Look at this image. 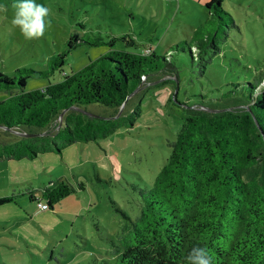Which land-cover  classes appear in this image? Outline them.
I'll return each instance as SVG.
<instances>
[{
	"label": "rangeland",
	"instance_id": "374dc122",
	"mask_svg": "<svg viewBox=\"0 0 264 264\" xmlns=\"http://www.w3.org/2000/svg\"><path fill=\"white\" fill-rule=\"evenodd\" d=\"M208 1L34 0L49 11L43 17V35L29 39L12 23L17 0H0V69L10 75L20 67L45 69L52 55L68 48L74 32L83 37L102 35L105 40L128 34L136 45L119 39L114 48L139 51L150 44L163 54L173 44H186L205 21L202 36L209 33L216 46L203 45L205 51L194 52V58L182 50L173 53L180 76L177 99L191 105L232 104L234 98L245 101L249 83L261 76L255 70L264 68V0H223L224 11L218 15L211 14ZM108 49L107 44L82 42L67 53L63 68L78 70ZM60 78L59 69L49 76H31L24 89ZM156 85L146 84L144 91L134 94L125 108L126 123L100 138L96 150L94 143L79 142L29 159L0 158V196H15L0 204V264H92L115 258L113 241L120 244L125 223H130L120 210L133 219L139 215L140 190L153 186L184 122V105L164 103ZM170 85L172 96L177 84ZM139 98L143 99L141 114L131 122ZM84 107L100 116L108 115L111 108L101 103ZM53 127L47 129L51 134ZM39 131L34 128L30 133ZM21 135L26 132L0 127V145ZM260 172L258 165L245 177ZM59 177L68 178L75 190L54 209L42 208L30 198L33 192L42 199L44 187ZM79 181L85 188L79 187Z\"/></svg>",
	"mask_w": 264,
	"mask_h": 264
},
{
	"label": "trees",
	"instance_id": "16d2710c",
	"mask_svg": "<svg viewBox=\"0 0 264 264\" xmlns=\"http://www.w3.org/2000/svg\"><path fill=\"white\" fill-rule=\"evenodd\" d=\"M222 2L210 0L206 6L212 15H218L224 11ZM204 22L186 44H173L163 54L151 45L139 51L114 48L119 39L136 45L128 34L105 40L102 35L83 37L74 32L68 48L52 55L47 68L20 67L13 75L0 69V94L6 93L0 96V127L26 132L13 142L1 144L0 157H33L78 140L94 141L112 134L126 123L125 108L131 97L125 101L138 86L144 91L147 83L168 73L175 76L164 78L158 85L177 84L178 89L180 76L173 53L182 50L194 58V52L205 51L203 45L216 46L209 33L202 36ZM82 42L107 44L109 49L80 69L66 72L63 65L67 53ZM56 69L59 80L24 89L28 77L49 76ZM255 72L261 76L249 83L245 101L234 98L232 104L207 105L201 101L191 105L179 101L177 93L171 94L170 101L184 105L185 113L171 153L153 186L140 190L139 215L133 219L120 210L130 223H125L120 244L113 241L115 258L105 257L92 264H187L185 257L197 246L208 250L211 264H264V68ZM141 100H137L131 122L141 114ZM90 103L110 106L115 115L124 106L112 119L78 108L85 109ZM53 124L51 134L47 129ZM34 128L40 131L27 135ZM35 139L40 142L34 143ZM258 165L261 172L247 180L245 175ZM78 185L85 188L83 181ZM74 190L67 179L57 178L44 187L41 198L48 208H54ZM29 196L42 200L33 192ZM13 200V195L0 196V204Z\"/></svg>",
	"mask_w": 264,
	"mask_h": 264
},
{
	"label": "clouds",
	"instance_id": "9594fccd",
	"mask_svg": "<svg viewBox=\"0 0 264 264\" xmlns=\"http://www.w3.org/2000/svg\"><path fill=\"white\" fill-rule=\"evenodd\" d=\"M14 25L20 26L26 38L39 37L44 33V20L48 8L34 3V0H17ZM187 264H211V256L204 247H193L185 257Z\"/></svg>",
	"mask_w": 264,
	"mask_h": 264
},
{
	"label": "crops",
	"instance_id": "0c3cea01",
	"mask_svg": "<svg viewBox=\"0 0 264 264\" xmlns=\"http://www.w3.org/2000/svg\"><path fill=\"white\" fill-rule=\"evenodd\" d=\"M136 43V42H135ZM150 44H147L146 46H149ZM168 75H171V74H164V75H162V77H160V78H158V79H156V80H152V81H150L149 83H147V85H152V84H157L156 86H155V88L157 87V88H159V87H161V94H160V92H157V94L159 95V98H160V100H162L164 103H168V102H170V94H169V91L172 89V86L170 85L169 86V84L170 83H166V84H161V85H158V83L161 81V80H163L164 78H167V77H170V76H168ZM171 76H175V75H171ZM155 92V91H154ZM156 93V92H155ZM135 94V93H134ZM134 94L131 96V98L134 96ZM130 98V97H129ZM145 99V98H144ZM139 100V99H138ZM166 100V101H165ZM142 102H143V99L141 100V105H142ZM136 103H137V101L135 102V104L133 105L134 107H135V105H136ZM112 115H115V111H114V109L113 108H110V112H109V114L108 115H103V116H112ZM99 140V139H98ZM98 140H94V141H81V140H78V141H75V142H72V143H79V142H84V143H94L93 144V146H92V148H94L95 150L98 148V146H99V144H100V141H98ZM72 143H70V144H72ZM67 145V144H66ZM69 145V144H68ZM97 147V148H96ZM56 151V150H55ZM44 152H54V151H41V152H39V153H44ZM38 153V154H39ZM0 158H9V159H24V158H27V159H29V157H22V158H14V157H7V156H2V157H0ZM59 178H64V177H59ZM64 179H67L68 180V178H64ZM3 196V195H2ZM14 196V195H13ZM14 199H15V196H14ZM34 200V199H33ZM37 200V199H36ZM54 208H55V206H54ZM53 208V209H54Z\"/></svg>",
	"mask_w": 264,
	"mask_h": 264
},
{
	"label": "water",
	"instance_id": "95a60500",
	"mask_svg": "<svg viewBox=\"0 0 264 264\" xmlns=\"http://www.w3.org/2000/svg\"><path fill=\"white\" fill-rule=\"evenodd\" d=\"M141 89V87L140 86H138L135 90H133L129 95H128V97L126 98V101L125 102H127V100L129 99V97H131L134 93H136L138 90H140ZM177 91H178V89L176 88L175 89V92H174V95L177 93ZM124 102V103H125ZM124 103L122 104V106L120 107V109H119V111H118V113L116 114V115H112V116H102L103 118H112V119H114V118H116V117H118L120 114H121V112H122V109H123V106H124ZM74 107H76V106H74ZM81 111H83V112H85V113H87V114H91V115H95V114H93V113H91L90 111H88V110H86V109H84V108H81V107H78ZM65 111V110H64ZM64 111L63 112H61V115H60V117L63 115V113H64ZM62 125V123L60 122L59 124H58V127H60ZM34 133H28L27 135H33Z\"/></svg>",
	"mask_w": 264,
	"mask_h": 264
},
{
	"label": "built area",
	"instance_id": "2783aa9c",
	"mask_svg": "<svg viewBox=\"0 0 264 264\" xmlns=\"http://www.w3.org/2000/svg\"><path fill=\"white\" fill-rule=\"evenodd\" d=\"M38 204L42 207V208H48V203L43 201V200H38Z\"/></svg>",
	"mask_w": 264,
	"mask_h": 264
}]
</instances>
